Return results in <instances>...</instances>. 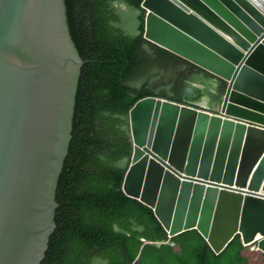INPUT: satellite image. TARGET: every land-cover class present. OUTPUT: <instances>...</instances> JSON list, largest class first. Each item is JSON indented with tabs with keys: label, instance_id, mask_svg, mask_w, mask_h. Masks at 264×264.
<instances>
[{
	"label": "water",
	"instance_id": "95a60500",
	"mask_svg": "<svg viewBox=\"0 0 264 264\" xmlns=\"http://www.w3.org/2000/svg\"><path fill=\"white\" fill-rule=\"evenodd\" d=\"M146 38L226 81L131 110L124 190L175 236L264 251V0H145ZM85 62L66 0H0V264H44Z\"/></svg>",
	"mask_w": 264,
	"mask_h": 264
},
{
	"label": "trees",
	"instance_id": "16d2710c",
	"mask_svg": "<svg viewBox=\"0 0 264 264\" xmlns=\"http://www.w3.org/2000/svg\"><path fill=\"white\" fill-rule=\"evenodd\" d=\"M145 0H66L85 64L73 138L57 190V228L44 264H264L241 234L217 253L197 229L175 236L155 209L124 190L134 154L131 110L147 97L185 104L202 81L211 109L226 81L149 41ZM253 249V250H252Z\"/></svg>",
	"mask_w": 264,
	"mask_h": 264
},
{
	"label": "clouds",
	"instance_id": "9594fccd",
	"mask_svg": "<svg viewBox=\"0 0 264 264\" xmlns=\"http://www.w3.org/2000/svg\"><path fill=\"white\" fill-rule=\"evenodd\" d=\"M250 245H252L253 249H259V247H258V244H257V243H253V244H250ZM259 250H260V249H259Z\"/></svg>",
	"mask_w": 264,
	"mask_h": 264
},
{
	"label": "flooded vegetation",
	"instance_id": "af4514ba",
	"mask_svg": "<svg viewBox=\"0 0 264 264\" xmlns=\"http://www.w3.org/2000/svg\"><path fill=\"white\" fill-rule=\"evenodd\" d=\"M215 110H216V108H215Z\"/></svg>",
	"mask_w": 264,
	"mask_h": 264
},
{
	"label": "rangeland",
	"instance_id": "374dc122",
	"mask_svg": "<svg viewBox=\"0 0 264 264\" xmlns=\"http://www.w3.org/2000/svg\"><path fill=\"white\" fill-rule=\"evenodd\" d=\"M253 250V249H252Z\"/></svg>",
	"mask_w": 264,
	"mask_h": 264
}]
</instances>
